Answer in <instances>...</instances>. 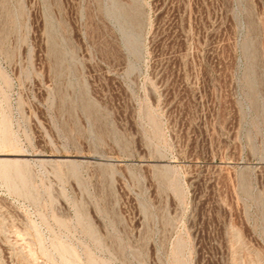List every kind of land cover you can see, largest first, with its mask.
I'll return each instance as SVG.
<instances>
[{
  "label": "rangeland",
  "instance_id": "obj_1",
  "mask_svg": "<svg viewBox=\"0 0 264 264\" xmlns=\"http://www.w3.org/2000/svg\"><path fill=\"white\" fill-rule=\"evenodd\" d=\"M0 264H264V0H0Z\"/></svg>",
  "mask_w": 264,
  "mask_h": 264
}]
</instances>
